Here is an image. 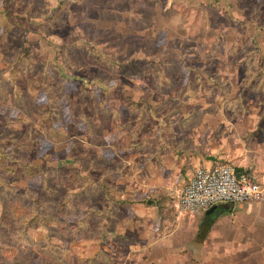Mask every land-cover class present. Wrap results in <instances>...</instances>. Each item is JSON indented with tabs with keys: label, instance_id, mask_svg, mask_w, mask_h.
<instances>
[{
	"label": "rangeland",
	"instance_id": "1",
	"mask_svg": "<svg viewBox=\"0 0 264 264\" xmlns=\"http://www.w3.org/2000/svg\"><path fill=\"white\" fill-rule=\"evenodd\" d=\"M260 66L264 0H0V79L8 77L10 94H0V216L4 192L43 198L63 222L50 240L67 253L55 259L45 252L44 233L31 228L21 239L9 225L0 241L18 251L0 255V264H79L101 254L110 261L101 256L98 264H264V201L238 209L250 215L236 227L247 245L231 255L201 246L204 229H212L207 243L231 232L223 206L198 229L190 222L187 242L179 228L164 245L160 236L172 225L161 229V220L149 248L92 234L108 212L116 230L132 218L146 192L140 183L149 174V143L162 142L165 129L183 128L190 116L194 127L203 115L228 135L238 113H249L263 140ZM242 124L251 128L252 121ZM19 164L38 173L19 177L11 172ZM168 200L175 206V193ZM96 208L106 216L90 215Z\"/></svg>",
	"mask_w": 264,
	"mask_h": 264
},
{
	"label": "crops",
	"instance_id": "2",
	"mask_svg": "<svg viewBox=\"0 0 264 264\" xmlns=\"http://www.w3.org/2000/svg\"><path fill=\"white\" fill-rule=\"evenodd\" d=\"M238 114L240 115L236 116L232 126H230L228 135L218 134L219 123L206 125L205 119L207 117L202 115L198 123L196 122L195 126L193 125L194 127L189 128L186 123L180 129L167 128L162 134V142L149 143V174L147 180L140 183L141 187L146 189V192L141 194V198L137 197L133 207L132 218L129 219L128 217V219H125L124 222L119 223L117 226L118 233L131 238V242L123 243L122 246L126 245L128 248H138L139 250V248L146 246L149 248L158 242L156 236L153 235L151 237L152 234H150L151 230L154 233L158 230H156L155 225L156 221H160L158 209L156 206H147L146 201L143 199H147L148 203L152 202L151 199H148L150 196L148 192H151V195L158 196L167 191L169 196L175 193L177 197L179 190L189 182L194 170L199 166L232 163L236 169L243 170L244 173L264 182V139H260L257 135L258 132L256 133L255 116L253 114ZM244 118L252 121L251 128L243 127L242 121ZM219 204L218 207H224L221 210L222 216L227 215L232 220L228 228V231L231 232L228 237L219 236L217 240L207 243V236L212 233V229L210 231L209 229H204L203 233L204 231L209 233L202 238L203 243L201 246L205 248L206 253L218 255L236 254L239 247L247 245L245 243L246 238H244V241L239 238L238 228L236 227H238L239 223H242V220L246 221V219H243L244 216L250 218V215L238 212V209H245V203L227 202ZM237 204L240 205L239 208H236ZM166 205L169 204L167 203ZM171 206L170 204L165 208V213L166 215L174 216L175 221L172 222L171 218L166 217L163 228L170 225L173 226L172 223L176 222L178 229L172 230L173 227L170 226L169 232L160 236L164 245H172V237L176 236L173 234L179 231V228L181 233L178 236L182 239V236H184L187 242L186 226L190 222H194L193 224H196L198 229L199 221H203L206 217L215 214V210L218 208L212 212H209L208 209L201 213H190L181 212L177 208L174 210ZM262 216H264L263 212ZM222 228H220V231ZM164 231L166 232V229ZM243 243L244 245H242ZM147 250L149 251V249ZM144 256L142 255L143 258ZM161 262L165 263L166 258Z\"/></svg>",
	"mask_w": 264,
	"mask_h": 264
},
{
	"label": "trees",
	"instance_id": "3",
	"mask_svg": "<svg viewBox=\"0 0 264 264\" xmlns=\"http://www.w3.org/2000/svg\"><path fill=\"white\" fill-rule=\"evenodd\" d=\"M7 65L12 66L10 64H7ZM260 76L264 77V67L262 66H260L257 72L255 73V79L259 78ZM6 80H9L7 76L0 79V94L5 98H9L10 94L8 93L7 88L4 86V82ZM262 86H264V80L262 82ZM16 96L19 97L18 95ZM194 119L196 118H194L193 116H190L185 119V122L188 124ZM48 120H52L50 116ZM187 121H190V122H187ZM48 129L54 130L52 125H49ZM0 168H4L1 162H0ZM237 171L244 172L243 170H239V169H237ZM11 172L16 173L19 177H23L24 179H29L38 173L36 167L31 166V165L25 166L23 164H19L18 170H12ZM42 173H44V171H42ZM11 191L12 193H15L14 197L9 195L7 192H4L3 194L2 212L0 216V233L3 232V228L8 227L9 225L10 226L17 225L19 227L18 231L20 233V238L28 239L29 238L28 230L31 228H34L35 230L44 233L48 239L47 248L45 249V252L52 254L55 257V259L57 258V255L59 254V252L66 253L65 247L61 246L60 244H54L50 240L51 235L54 232L53 226L56 224L63 223L58 217V215L55 213L54 209L51 208L48 205V203L44 201L43 198L37 197L36 195H33L32 197L28 198L27 201H25V198L27 196L24 192H19L17 189H14ZM168 197L170 196H169V193L166 191L164 194H161L158 196L150 195L148 199L152 200L151 203H148L147 199L145 200L146 201L145 203L147 206L151 205V206L157 207L160 220L162 221L161 229L164 227V224H165L164 220L166 219V217L171 218L172 222L175 221L174 216L166 215L165 213V208H167L170 205V202L168 201ZM167 203L169 205H166ZM171 205H172L171 208L176 210V203H175V206L173 204ZM58 211L60 212L62 216L66 215V203L65 202L60 203ZM89 212H90V215L101 213L102 215L106 216L105 210H99L97 208ZM113 217H114V213L111 214L108 212L107 218H109V220L107 224H104V222L102 223L101 221V224H98L97 226L94 227L93 229L94 233L92 231V234L99 235L104 241L106 238H110L116 241L117 243L131 242V238H128L118 233L114 227L113 228L111 227L112 222H109V221ZM80 222L85 223L86 218L81 220ZM204 233L206 232L204 231ZM17 251L18 250L16 247L2 243L0 241V255H4L7 258H11L13 257V255L17 253ZM101 256L104 257L106 263L110 261V256L106 254H101L100 256L96 255L90 258H84V257L80 258L78 262L79 264H98ZM10 264H16V263L11 262Z\"/></svg>",
	"mask_w": 264,
	"mask_h": 264
},
{
	"label": "built area",
	"instance_id": "4",
	"mask_svg": "<svg viewBox=\"0 0 264 264\" xmlns=\"http://www.w3.org/2000/svg\"><path fill=\"white\" fill-rule=\"evenodd\" d=\"M264 201V182L238 172L230 163L199 166L176 197L181 212L201 213L219 203H258Z\"/></svg>",
	"mask_w": 264,
	"mask_h": 264
},
{
	"label": "water",
	"instance_id": "5",
	"mask_svg": "<svg viewBox=\"0 0 264 264\" xmlns=\"http://www.w3.org/2000/svg\"><path fill=\"white\" fill-rule=\"evenodd\" d=\"M220 204H215L214 206H212L208 211L212 212L214 211Z\"/></svg>",
	"mask_w": 264,
	"mask_h": 264
}]
</instances>
